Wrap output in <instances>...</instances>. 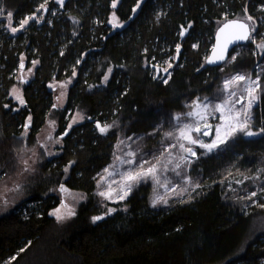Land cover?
<instances>
[{
	"label": "trees",
	"instance_id": "trees-1",
	"mask_svg": "<svg viewBox=\"0 0 264 264\" xmlns=\"http://www.w3.org/2000/svg\"><path fill=\"white\" fill-rule=\"evenodd\" d=\"M137 1L113 7V0H0L16 23L41 5L44 16L15 35L0 22V176L16 165L22 131L33 143L53 114L61 138L60 152L38 164L29 197L0 215V264H18L29 253L30 264L33 254L36 264H264V53L257 62L255 42L247 41L230 51L236 59L228 64H205L216 27L244 13L264 15V0H143L133 12ZM111 12L121 26L109 24ZM32 61V76L18 80ZM226 70L259 77L250 115L256 134L199 155L189 166L197 186L188 196L152 206L151 186L141 183L124 208L103 213L95 178L110 162L119 131L148 132L160 112H181L186 100L213 93ZM66 79L58 107L50 85ZM15 84L20 107L9 95ZM78 108L84 118L68 128ZM98 124L109 128L102 133ZM57 184L87 196L63 223L49 215L59 201L50 190Z\"/></svg>",
	"mask_w": 264,
	"mask_h": 264
},
{
	"label": "rangeland",
	"instance_id": "rangeland-1",
	"mask_svg": "<svg viewBox=\"0 0 264 264\" xmlns=\"http://www.w3.org/2000/svg\"><path fill=\"white\" fill-rule=\"evenodd\" d=\"M119 0H116L118 3ZM143 0H139V6ZM138 3V1H137ZM137 3L134 8L137 7ZM41 7L34 12L26 16L24 19L16 23L9 13H13L12 9L6 8L1 4L0 9V22H3L5 30L9 34L15 35L22 31L32 20L39 22L43 20L44 16L41 12ZM264 14V13H263ZM249 15L244 13L237 17L249 22L250 28H254L255 31L251 33L248 41L255 42L256 53L258 54L257 62L260 60L264 53V15H260L258 18L252 17V20H247ZM27 19L28 22L21 27V23ZM73 30L77 31L78 21L70 16ZM118 23L122 25L117 19L114 12L109 15V24ZM259 24H263L261 29L262 38L256 42L254 36L257 33ZM16 28L17 31L13 32L12 29ZM232 59L228 57L222 64L223 66L228 64ZM23 62V61H22ZM262 61L261 63H263ZM260 65V64H257ZM36 61H32L29 67H25L21 72H17V79L30 78L32 76ZM167 67H170L168 64ZM112 70V67H107L102 79L105 81ZM20 74V75H19ZM244 75L250 77L251 80H256L257 77L250 71H231L226 70L222 73L220 81L215 91L209 95H201L188 99L184 102V109L181 112L165 111L159 113V118L155 122L154 127L146 133H139L134 135L123 134L120 130L117 141L114 144V150L110 162L96 175L95 178V193L103 201V213H108L109 209H115L117 207L124 208L121 203L132 191V189L141 183H149L151 186L150 192V204L153 205V201L156 200L155 206H161L166 203L163 201H170L173 198H184L188 196L193 189L197 186V179L189 174L190 164L199 156L207 153L214 152L215 150L228 145L235 137L239 135L248 136L244 131H236L230 136L224 143H218L217 146L211 150L202 147V144H212L219 135L223 138L224 135L230 131V125H235L237 120L240 123L244 122L243 111L247 108L249 101V95L246 91L249 87V80L242 82H234L227 88L225 87V81L230 80L235 75ZM71 82V79L63 81H54L50 86L53 88L55 102L58 107H63L66 98V90ZM261 87L256 89V97L258 98ZM233 93H235L233 95ZM12 99L20 107L23 103H20L22 97V91L19 84H15L9 93ZM18 97L20 99H18ZM240 101L237 103L236 101ZM227 101V103H225ZM257 99L252 103V107L248 109L251 115V109L255 105ZM207 104V107L204 105ZM222 105L221 109L217 111L216 106ZM191 113V115H189ZM240 113L239 116L237 114ZM84 118V111L78 108L74 111L70 117L67 125L68 128L78 122H81ZM249 123L246 131L253 132L252 123ZM206 124H211V130L207 135L201 132ZM109 125L107 126V129ZM199 129V131H197ZM219 129V133L217 132ZM56 120L53 118V114L47 119V122L41 127L36 134L33 143H27V131L24 130L20 133L19 137V149L17 151V162L13 170L9 173L0 176V215L11 210L17 203L29 197L33 189L38 184L37 181L31 180L39 169L38 164L43 158H51L60 152L61 138L56 135ZM171 133V135H168ZM154 141L149 147L147 142L149 137ZM185 137H191L196 143H191L189 139ZM181 145L184 147L182 148ZM185 149H191V152ZM192 153H195L194 155ZM27 161V165L24 163ZM132 161V163H129ZM156 166V171L152 175L140 176L139 179L129 181L127 176L129 174L135 175L136 173L146 172L148 168ZM179 165V167H177ZM27 168V170H26ZM105 169H108L105 172ZM68 167H66V173ZM103 177V179H101ZM61 184H57L54 188L50 189L54 192L59 201L58 204L49 211V215L54 217L57 223H63L71 216L67 215V212L71 210L75 213L78 204L84 201L87 196L86 193L80 190H70ZM110 193V198L101 196L100 193ZM125 195V198L121 200L119 197ZM121 203L119 205H115ZM59 209V213L56 210ZM57 214L64 215L65 218L57 220ZM23 261L18 264H24L31 262V254L23 255ZM34 264L40 263L38 256L33 254Z\"/></svg>",
	"mask_w": 264,
	"mask_h": 264
},
{
	"label": "snow or ice",
	"instance_id": "snow-or-ice-1",
	"mask_svg": "<svg viewBox=\"0 0 264 264\" xmlns=\"http://www.w3.org/2000/svg\"><path fill=\"white\" fill-rule=\"evenodd\" d=\"M58 2L62 3V0H58ZM115 3H116V0H113V7H115ZM41 7H43V5H41ZM137 7H139V0H138V3H137ZM137 9L136 8H133V12H135ZM9 17H11V13L8 14ZM247 20L251 21L252 20V17L251 16H248L247 17ZM28 22L27 19H25L22 23H21V27L24 26V24H26ZM230 24H236L241 30L242 32L240 34H237L234 39L236 40H246V39H249L250 36H251V33L253 31H255L254 28H250L249 25L245 22H240V21H230L229 22ZM114 27H117L119 26L118 23H114L113 24ZM229 25H224L225 28H227ZM13 32L17 31L16 28H13L12 29ZM221 31H223V28L221 29ZM195 47V45H194ZM261 47H264V45H261ZM177 48L179 49V46H177ZM216 60H223L224 59V56L223 55H219L215 58ZM232 59H236V57H232ZM210 62H215V61H210ZM165 71H167V69H165ZM107 78V77H106ZM245 80H249L250 83H249V87L248 89L246 90L248 92V95H249V101H248V104H247V108L244 109L243 111V116H244V122L243 123H240L239 120H237V123L235 125H230V131H228L223 138H220L219 135L217 136V139L214 140L212 142V144H202L201 146L202 147H205L209 150L215 148L217 146L218 143H224L230 136H232L236 131H244L246 135H255L256 133L254 132H251V131H246L247 127H248V123H249V117H250V113L248 111V109H250L252 107V103L257 99L255 93H256V89L260 87V84H259V77H257L256 80H251L250 77H246L244 75H235L233 76L230 80H226L224 83H225V87L227 88L230 84L234 83V82H242V81H245ZM167 82V81H165ZM235 93H233L234 95ZM18 99H20L18 97ZM237 103H239L240 101H236ZM20 103H23V100L20 99ZM227 103V101L225 102ZM55 107V105H54ZM204 107H207V104L204 105ZM222 105H217L216 106V109L217 111H219L221 109ZM189 115H191V113H189ZM240 113L237 114V116H239ZM25 127H27V125H25ZM97 127L100 128V131L103 133L107 130V126L106 127H101L99 124L97 125ZM197 131H199V129H197ZM262 132H264V129L261 130ZM217 132L219 133V129H217ZM205 135H207L208 133L205 132L204 133ZM168 135H171V133H169ZM186 139H189L191 143H196L195 140H192L191 137H185ZM181 147L183 148L184 146L181 145ZM186 151L188 152H191V149H185ZM193 155L195 153H192ZM26 165H27V161L24 162ZM129 163H132V161H129ZM177 167H179V165H177ZM27 170V168H26ZM108 169H105V172H107ZM156 171V166L153 165L152 167L148 168L146 172H140V173H136L135 175L133 174H129L127 176V180L129 181H133V180H137L140 178V176H145V175H152L153 173H155ZM101 179H103V177H101ZM61 188H63V185L61 186ZM101 196H106L108 198H110V193H105V192H101L100 193ZM125 195H127V193H125L124 195H121L119 198L121 200H123L125 198ZM252 196H256V193L253 192L251 193ZM164 203H167V201H163ZM157 203L156 200L153 201V205L155 206V204ZM59 209L56 210V213H59ZM111 211H114V209H109V212ZM67 215L68 216H71V215H74V213L69 210L67 212ZM57 220H62L65 218L64 215H60V214H57ZM102 219L101 216H94L92 217V220L93 222L95 221H98Z\"/></svg>",
	"mask_w": 264,
	"mask_h": 264
},
{
	"label": "water",
	"instance_id": "water-1",
	"mask_svg": "<svg viewBox=\"0 0 264 264\" xmlns=\"http://www.w3.org/2000/svg\"><path fill=\"white\" fill-rule=\"evenodd\" d=\"M230 21H240L245 22L249 25L248 21L241 18H229L223 20L215 29L213 34V41L211 48L205 57V64L208 66H219L221 65L229 56L230 51L237 45H242L246 42V40H236L234 37L237 34H240L242 30L236 24H230ZM229 25L227 28L224 25ZM223 28V31L221 29ZM185 33L182 31L180 34V38H183ZM219 55H223V60H216L215 58ZM215 61V62H210ZM23 81L25 79L21 78Z\"/></svg>",
	"mask_w": 264,
	"mask_h": 264
},
{
	"label": "built area",
	"instance_id": "built-area-1",
	"mask_svg": "<svg viewBox=\"0 0 264 264\" xmlns=\"http://www.w3.org/2000/svg\"><path fill=\"white\" fill-rule=\"evenodd\" d=\"M204 127H205V128H203V129L201 130L202 133H205V132L208 133V132L211 130V124H206Z\"/></svg>",
	"mask_w": 264,
	"mask_h": 264
},
{
	"label": "bare ground",
	"instance_id": "bare-ground-1",
	"mask_svg": "<svg viewBox=\"0 0 264 264\" xmlns=\"http://www.w3.org/2000/svg\"><path fill=\"white\" fill-rule=\"evenodd\" d=\"M247 41H248V39L246 40V42H247ZM246 42H245V43H246ZM237 46H239V45H237ZM235 47H236V46H235ZM235 47H234V48H235ZM210 48H211V47H210ZM229 54H230V53H229ZM228 57H229V56H228ZM219 66H220V65H219Z\"/></svg>",
	"mask_w": 264,
	"mask_h": 264
}]
</instances>
